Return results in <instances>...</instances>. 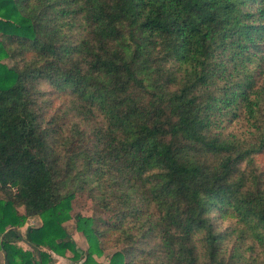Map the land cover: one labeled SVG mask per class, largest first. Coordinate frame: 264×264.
Wrapping results in <instances>:
<instances>
[{"label": "trees", "instance_id": "obj_1", "mask_svg": "<svg viewBox=\"0 0 264 264\" xmlns=\"http://www.w3.org/2000/svg\"><path fill=\"white\" fill-rule=\"evenodd\" d=\"M0 254L264 264V0H0Z\"/></svg>", "mask_w": 264, "mask_h": 264}, {"label": "rangeland", "instance_id": "obj_2", "mask_svg": "<svg viewBox=\"0 0 264 264\" xmlns=\"http://www.w3.org/2000/svg\"><path fill=\"white\" fill-rule=\"evenodd\" d=\"M227 130L239 128V126H235V124H232V126L226 125ZM73 213L74 214H81L82 220L80 223L75 222L74 220H70L66 223H64V227L67 230L68 234L74 239L77 247L79 250L84 251L87 248V244L85 241L84 236L81 234V231L93 224H97L100 221H107L112 222V215L109 212L102 211L98 205L94 204L90 199L88 198L87 194L85 193H78L76 195V199L73 202ZM31 219V218H30ZM39 219V218H38ZM40 221V219H39ZM223 226L227 225L229 223L228 220L221 221L218 220ZM27 222V220H26ZM25 222V224H26ZM25 224L23 227H25ZM30 224V223H29ZM28 224V227H29ZM36 223H32V227L35 226ZM27 226V224H26ZM22 228V227H21ZM116 249H107L105 250L103 256L98 258V261H102L103 263H106L110 255L115 251Z\"/></svg>", "mask_w": 264, "mask_h": 264}, {"label": "crops", "instance_id": "obj_3", "mask_svg": "<svg viewBox=\"0 0 264 264\" xmlns=\"http://www.w3.org/2000/svg\"><path fill=\"white\" fill-rule=\"evenodd\" d=\"M34 222L36 223V225L33 227H39L41 225V221H39L38 218H36V217L31 218V219L27 220V222H26L27 226L25 224V227L20 228V232L23 234L25 232V230L28 228V224L30 223L29 227H32V223H34ZM19 245L22 248L26 249V246L24 245V243H19ZM3 263H4L3 256H2V254H0V264H3ZM53 264H74V263H72L68 258H65V257L63 258V257L54 255L53 256Z\"/></svg>", "mask_w": 264, "mask_h": 264}]
</instances>
